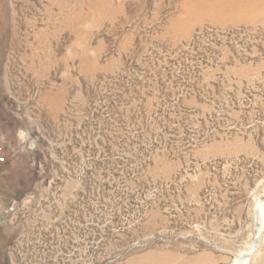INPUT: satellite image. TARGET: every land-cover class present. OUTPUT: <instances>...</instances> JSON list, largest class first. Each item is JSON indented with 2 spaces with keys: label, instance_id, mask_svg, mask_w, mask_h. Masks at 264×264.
Segmentation results:
<instances>
[{
  "label": "rangeland",
  "instance_id": "rangeland-1",
  "mask_svg": "<svg viewBox=\"0 0 264 264\" xmlns=\"http://www.w3.org/2000/svg\"><path fill=\"white\" fill-rule=\"evenodd\" d=\"M193 1L0 0V264L247 251L230 209L264 193V4Z\"/></svg>",
  "mask_w": 264,
  "mask_h": 264
},
{
  "label": "crops",
  "instance_id": "crops-1",
  "mask_svg": "<svg viewBox=\"0 0 264 264\" xmlns=\"http://www.w3.org/2000/svg\"><path fill=\"white\" fill-rule=\"evenodd\" d=\"M261 195V194H260ZM257 195L255 197V200L253 201L252 204H250L249 202L245 203V204H238V205H233L230 209V211L233 210V212L236 214L235 217L237 216V218H242V217H246L249 220V223L252 221V223L249 226V231H250V243L249 246L247 248V250L250 248V246L253 243V239H252V231H254V224H253V216H254V204L257 200V198L260 196ZM255 232V231H254ZM244 235V232L242 233L241 236H239V238H241ZM235 236H232L231 238H235ZM255 238V237H254ZM246 243V242H245ZM236 251L234 248H227L224 250V252L227 253H231ZM170 256L172 257V264H176V261H180L179 264H196V261H208L210 262L212 259V253L210 252H195L192 251L191 249L188 250H178V251H172ZM227 257V256H226ZM225 255H221L220 256V260L219 262H223L225 261ZM227 261H229V258L227 257Z\"/></svg>",
  "mask_w": 264,
  "mask_h": 264
},
{
  "label": "water",
  "instance_id": "water-1",
  "mask_svg": "<svg viewBox=\"0 0 264 264\" xmlns=\"http://www.w3.org/2000/svg\"><path fill=\"white\" fill-rule=\"evenodd\" d=\"M264 204V193H262L256 200L254 206V216H253V224H254V231H255V238L250 246V248L244 252V254L239 258L237 264H244L247 262L250 257L257 253L261 244V228L262 223L260 222L259 215L261 214V206Z\"/></svg>",
  "mask_w": 264,
  "mask_h": 264
},
{
  "label": "bare ground",
  "instance_id": "bare-ground-1",
  "mask_svg": "<svg viewBox=\"0 0 264 264\" xmlns=\"http://www.w3.org/2000/svg\"><path fill=\"white\" fill-rule=\"evenodd\" d=\"M217 1V0H216ZM240 1L239 2H236L237 4H240ZM261 2L264 4V0H261ZM193 4L194 6L191 7L190 9H188V17H191V19L195 18L196 16H202V15H205L208 13L209 9L207 8V3H206V0H194L193 1ZM223 4H221L222 6ZM226 5V4H225ZM224 5V6H225ZM264 9L262 8L261 10L258 8V6L255 4V14L257 13H260L262 12ZM201 14V15H200ZM188 19V18H187ZM190 19V20H191ZM179 22V21H178ZM175 22L173 21V23L176 25V24H179V23H183V22ZM187 24V23H186ZM180 25V24H179ZM261 214L259 215L260 217V222L263 221V218H264V204L261 206ZM262 231V229H261ZM244 254V253H243ZM242 255V254H241ZM241 255H238L237 258H236V261L233 263V264H237L238 262V259L241 257ZM247 263V262H246Z\"/></svg>",
  "mask_w": 264,
  "mask_h": 264
}]
</instances>
